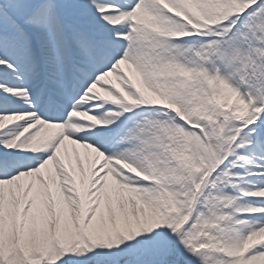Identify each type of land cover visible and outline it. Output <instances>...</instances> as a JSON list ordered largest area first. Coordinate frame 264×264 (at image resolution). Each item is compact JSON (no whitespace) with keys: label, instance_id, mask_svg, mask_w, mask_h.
I'll list each match as a JSON object with an SVG mask.
<instances>
[{"label":"snow or ice","instance_id":"snow-or-ice-1","mask_svg":"<svg viewBox=\"0 0 264 264\" xmlns=\"http://www.w3.org/2000/svg\"><path fill=\"white\" fill-rule=\"evenodd\" d=\"M0 264H264V0H0Z\"/></svg>","mask_w":264,"mask_h":264}]
</instances>
